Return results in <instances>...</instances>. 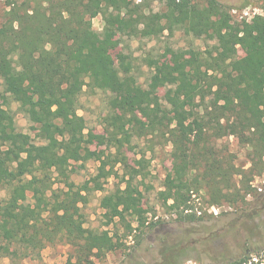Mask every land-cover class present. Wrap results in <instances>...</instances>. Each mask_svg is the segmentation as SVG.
<instances>
[{
  "label": "trees",
  "instance_id": "trees-1",
  "mask_svg": "<svg viewBox=\"0 0 264 264\" xmlns=\"http://www.w3.org/2000/svg\"><path fill=\"white\" fill-rule=\"evenodd\" d=\"M123 3L7 0L0 17V101L8 100L7 107L0 104V259L17 264L60 241L72 250L68 264H93L116 250L108 231L84 226L82 206L117 175L118 163L120 184L100 198L99 206L111 218L134 216L138 226L145 224L135 184L141 167L130 166L121 151L92 148L100 137L85 131L86 120L77 113L85 87L107 94L103 123L111 147L128 144L134 135L166 138L173 163L158 194L164 203L172 202L171 209L183 206V220H202L188 214L192 191L202 188L210 205L233 207L255 192L251 180L264 173V17L237 23L214 0L202 8L189 0H168L167 11L146 18L151 26L142 23L139 30L122 13ZM99 14L101 35L91 21ZM164 19L189 20L192 30L200 26L198 34L218 44L205 56L176 59L171 66L146 59L151 70L146 91L131 73L130 57H121L116 66L108 46L114 33L129 32L128 23L133 35L157 36L166 29L159 24ZM236 46L244 52L240 58ZM160 87H165L162 97L156 93ZM11 103L34 125L41 144L21 139ZM237 134L246 136L247 169L217 148L220 139ZM90 161L97 163L95 174L75 183L72 164ZM249 258L230 264H247Z\"/></svg>",
  "mask_w": 264,
  "mask_h": 264
},
{
  "label": "rangeland",
  "instance_id": "rangeland-1",
  "mask_svg": "<svg viewBox=\"0 0 264 264\" xmlns=\"http://www.w3.org/2000/svg\"><path fill=\"white\" fill-rule=\"evenodd\" d=\"M214 1L228 9L232 22H249L254 16L264 17V0ZM6 3L7 0H0V17ZM189 3L197 4L199 8L207 6V0H189ZM167 4L168 0H124L121 11L126 19L130 18L131 27L137 25L140 30L142 23L150 25L146 18L167 11ZM91 21L93 30L101 35L104 26L102 16L99 14ZM159 24L166 29L157 36L144 37L139 33L133 35L128 23L126 31L129 32L114 33L108 46V53L116 66L120 65L121 57H130L133 67L131 73L137 85L146 91H150L151 74L146 59L171 66L176 59L183 63L198 55L205 56L218 44L203 33L198 34L196 27L200 26H194L192 30L189 20L177 23L174 19H164ZM234 52L237 58L244 53L240 46H236ZM164 92L165 87L156 89L160 97ZM79 96L77 113L86 120L85 131L100 137L92 148L113 154L121 151L130 166L141 167L142 174L135 184L140 193L138 202L145 217L144 226H138L134 216H125L124 221L111 218L99 206L100 198L120 184L122 170L119 163L115 166L117 175L104 181L103 191L92 193L88 202L82 206L84 226L96 231H108L119 245L116 250L106 252L105 256L94 260L93 264H230L242 256L250 257L247 264H264V173L251 180L255 192L248 195L245 202L234 207L226 203L210 205L202 188L197 192L192 191L187 203L188 214L202 216V220H183V206L171 209L172 202L164 203L158 194L163 189L165 174L173 163L171 145L166 142V138L158 133L134 135L128 144L119 148L111 147L103 123L108 112L107 94L101 90L91 92L85 87ZM6 103L8 100L0 101L3 107H7ZM10 107L21 139L41 144L38 131L18 111V105L11 103ZM245 137L241 134L226 136L217 142V148L232 153L235 164L247 169L250 165L246 158L248 148ZM72 165V180L82 183L95 174L97 163L90 161L84 166ZM57 186L55 184L54 188ZM127 224L131 225L130 231ZM71 251L69 245L60 241L46 246L38 257L24 259L17 264H68ZM0 264L12 263L8 259H0Z\"/></svg>",
  "mask_w": 264,
  "mask_h": 264
}]
</instances>
